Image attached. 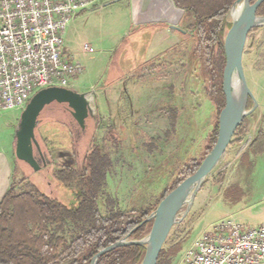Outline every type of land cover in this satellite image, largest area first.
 <instances>
[{
	"label": "rangeland",
	"instance_id": "rangeland-1",
	"mask_svg": "<svg viewBox=\"0 0 264 264\" xmlns=\"http://www.w3.org/2000/svg\"><path fill=\"white\" fill-rule=\"evenodd\" d=\"M130 16L129 1L116 0L78 13L68 24L65 56L84 67L73 80L72 90L88 94L96 123L87 121L86 132L81 134L63 105L47 106L39 116L35 136L41 149L54 146L51 153L47 151L51 162L34 172L15 158L12 183L16 193L35 188L71 200L73 192L56 185L52 160L59 159L61 167L71 166L76 155L84 169L85 157L94 150L110 160L105 191L120 211L129 213L154 203L180 166L202 157L215 114L204 89L200 58L192 61L190 47H177L183 44L178 32L158 33L155 38L141 27L136 31ZM225 20L231 27L226 15ZM189 23L183 17L179 27L184 29ZM230 27H225L224 35ZM84 44L93 52H84ZM244 52L245 80L256 103L243 120L245 138L229 145L215 167L224 174L222 180L211 174L214 169L187 214L171 229L162 247L164 253L177 250L171 264H178L197 238L220 220L233 219L244 227L264 222V26L248 34ZM252 107L248 99L247 110ZM20 112H15L16 125ZM240 137L241 131L234 140ZM255 137L253 146L245 145ZM70 142L75 143L73 160L67 148ZM184 210L185 206L179 217ZM137 215L129 213L128 217Z\"/></svg>",
	"mask_w": 264,
	"mask_h": 264
},
{
	"label": "trees",
	"instance_id": "trees-1",
	"mask_svg": "<svg viewBox=\"0 0 264 264\" xmlns=\"http://www.w3.org/2000/svg\"><path fill=\"white\" fill-rule=\"evenodd\" d=\"M235 1L173 0L176 7L184 10V18L190 21L182 29L184 33L178 32L183 44L177 47H190L192 61L200 58L204 89L214 108V124L207 136L202 157L190 159L180 166L154 203L129 212L138 214L134 218H129L128 212L120 211L117 202L105 191L107 170L111 164L107 156L100 155L98 151L88 153L82 171L71 166L53 171L56 185L73 192L71 200L57 199L52 193L35 188L16 193L12 183L0 201V264H90L93 256L107 246L129 234L139 238L149 231L152 222L140 223L169 192L197 170L216 142L218 115L224 107L223 36L225 27H230L225 15ZM256 15H264V2L258 7ZM243 125L244 122L236 129L229 145L240 143L245 138ZM240 131L241 137L235 141ZM249 142L246 140L245 145L253 146L256 137ZM35 157L40 163L36 151ZM211 174L218 182L224 175L219 167ZM49 185L51 183L44 187ZM176 253V249L172 253H164L161 249L156 264H171ZM143 255L142 246H122L100 256L97 264H139Z\"/></svg>",
	"mask_w": 264,
	"mask_h": 264
},
{
	"label": "water",
	"instance_id": "water-1",
	"mask_svg": "<svg viewBox=\"0 0 264 264\" xmlns=\"http://www.w3.org/2000/svg\"><path fill=\"white\" fill-rule=\"evenodd\" d=\"M130 2L133 25L166 24L171 30L184 33V30L179 27V23L184 17V10L176 7L173 0H130ZM263 2L264 0H236L226 14V17L230 18L231 27L223 39L225 55L222 71L224 107L218 115L217 138L214 146L203 158L197 170L169 192L158 203L155 210L140 223L143 225L152 222L144 237L133 240L129 239V234L95 254L90 264H97L100 256L115 248L128 245L144 247V255L139 264L157 263L160 251L171 229L187 214L207 177L220 162L236 129L255 107V100L245 80L242 60L248 34L254 28L264 26V16L256 15L258 7ZM248 99L253 101V107L250 110H247ZM53 103L66 105L72 118L81 129H84L85 120L91 111L87 94L72 89L48 87L39 90L30 98L25 108L20 112L16 125L14 153L17 160L28 165L34 172L41 169V165L35 157V151L41 155L35 129L42 111ZM69 155L73 160L72 153L69 152ZM184 206V213L179 217L178 213Z\"/></svg>",
	"mask_w": 264,
	"mask_h": 264
},
{
	"label": "built area",
	"instance_id": "built-area-1",
	"mask_svg": "<svg viewBox=\"0 0 264 264\" xmlns=\"http://www.w3.org/2000/svg\"><path fill=\"white\" fill-rule=\"evenodd\" d=\"M111 1L0 0V111H22L44 88L72 89L84 67L65 56V30L78 13ZM83 50L93 52L89 44ZM178 264H264V222L244 227L220 220Z\"/></svg>",
	"mask_w": 264,
	"mask_h": 264
},
{
	"label": "crops",
	"instance_id": "crops-1",
	"mask_svg": "<svg viewBox=\"0 0 264 264\" xmlns=\"http://www.w3.org/2000/svg\"><path fill=\"white\" fill-rule=\"evenodd\" d=\"M112 1H116V0H112ZM128 1H129V11L131 15V2L130 0ZM160 25H164V26H160ZM140 27L144 29L143 33L149 32V34H152L153 36H155V38L157 37L158 33L160 34L165 33L166 35V33L174 32V30H171L166 24L138 25L135 26V29H137L136 31H139ZM71 60L73 59L71 58ZM15 112L18 111H12V112L0 111V201L4 197L6 191L10 188L14 175V167H15L14 159L16 158L14 153L15 150L14 134L16 129Z\"/></svg>",
	"mask_w": 264,
	"mask_h": 264
},
{
	"label": "flooded vegetation",
	"instance_id": "flooded-vegetation-1",
	"mask_svg": "<svg viewBox=\"0 0 264 264\" xmlns=\"http://www.w3.org/2000/svg\"><path fill=\"white\" fill-rule=\"evenodd\" d=\"M88 95V94H87ZM92 103L90 104V108H92ZM63 107H64V111L65 112H67V114L69 113L70 114V111L68 110V108L66 107V105H63ZM70 116H71V114H70ZM96 116H94V114H93V112L92 111H90L89 112V114H88V117L86 118V120H85V127H84V129H81L80 127H79V125L75 122V120L72 118V116H71V119L73 120V122H74V124H76V126H77V128H78V130H79V132L81 133V134H83V133H85L86 132V128H87V121H91L92 123H96ZM74 144L75 143H69V144H67V148L72 152V153H74L75 151H74V149H73V146H74ZM54 146H52V147H49L48 149H41L40 148V150H41V155H39L38 153H37V156H38V159H39V161H40V165H41V169L42 168H45L47 165H49L50 164V162H51V160H50V162H49V160H47L48 159V152L49 153H51V149L53 148ZM49 150V151H48ZM48 151V152H47ZM76 155H75V157H74V159H75V164L74 165H71V168H73V169H75V170H77V171H82L83 169H81L82 167H83V163L80 165V164H78L77 163V160H76ZM61 158H63V159H66L65 157H61ZM37 159V158H36ZM59 159L58 160H56V162H54L53 160H52V163L56 166V169H58V168H61V166H60V164H59ZM64 162V161H63ZM44 163V164H43ZM41 169L39 170V171H41ZM71 195H72V193H71Z\"/></svg>",
	"mask_w": 264,
	"mask_h": 264
}]
</instances>
